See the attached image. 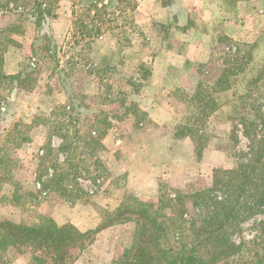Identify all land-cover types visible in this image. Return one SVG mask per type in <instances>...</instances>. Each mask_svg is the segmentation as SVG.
Wrapping results in <instances>:
<instances>
[{
	"label": "rangeland",
	"instance_id": "1",
	"mask_svg": "<svg viewBox=\"0 0 264 264\" xmlns=\"http://www.w3.org/2000/svg\"><path fill=\"white\" fill-rule=\"evenodd\" d=\"M31 1L0 5V28L13 23L22 30L12 34L18 45L0 42L8 46L3 70L15 74L28 66L31 74L23 89L0 87V146L13 157L15 183L0 182V219L34 224L50 217L80 231L103 225L68 249L66 264H125L136 215L115 218L117 207L140 203L164 222L189 211L188 195L210 186L215 168L235 166L247 151L242 120L256 105L264 107V25L258 29L252 13L260 4L264 9V0H132L125 7L117 0H59L56 16L40 31L27 19ZM238 1L248 3V14H239ZM91 4L105 8L101 33L74 39V19ZM186 42L215 46L193 64L165 57L170 49L186 54ZM164 73L184 77L182 84L162 80ZM160 86L164 91L157 93ZM198 87L218 107L197 139L182 125L191 114L185 95ZM142 94L168 102L173 120L152 121L139 106ZM88 138H101V145L92 148ZM55 174L66 178V192L50 181ZM69 192L73 198L64 195ZM262 219L264 214L244 222L237 237L259 253ZM34 255L27 247L13 248L0 253V264H38Z\"/></svg>",
	"mask_w": 264,
	"mask_h": 264
},
{
	"label": "trees",
	"instance_id": "2",
	"mask_svg": "<svg viewBox=\"0 0 264 264\" xmlns=\"http://www.w3.org/2000/svg\"><path fill=\"white\" fill-rule=\"evenodd\" d=\"M7 1L17 3V0H0V5ZM58 1L29 2L27 19L35 29L40 31L48 17L56 16L55 5ZM117 1L123 7L132 3V0ZM92 7L94 12L90 14ZM85 10L74 19V39L76 36L85 39L101 33L100 25L104 21L102 15L105 8L91 4ZM97 21L99 24H96ZM13 33L21 34L22 30H18L13 23L1 27L0 42L18 45L12 38ZM50 43L49 40L45 45L51 47ZM7 47L0 46V87L5 88L9 84L10 90L23 89L29 81L30 68L27 66L15 74L5 73L3 56ZM52 47L54 49L53 45ZM59 71L65 75L63 69ZM184 99L191 105V114L185 117L182 127L189 132V136H194L195 131L198 139L202 136L206 119L216 111L218 105L212 96L204 94L201 87L192 95L186 94ZM249 116L250 118L245 116L242 120L243 134L248 140L247 151L239 155L235 166L215 168L210 186L188 195L189 211L182 209L178 215L169 216L162 222L157 212L140 203L131 206L124 204L116 208L115 218L127 213L136 215L134 238L131 247L125 251V264H264V251L259 253L258 250L249 248L250 241L244 236L237 240L244 222L264 214V107L256 105L255 112H251ZM1 117L0 106V119ZM61 137L63 141L59 149L63 150L65 144L63 136ZM99 139L101 138H88L92 148L96 149L101 145ZM4 146H0V182L12 184L14 160L5 153ZM51 152L52 148L49 146L48 154ZM199 152L200 150L198 154ZM61 176L62 174H55L50 181L57 185V191L63 193L67 190L62 181L69 174L66 173V178ZM31 193L26 192L28 195ZM69 193L64 195L73 198L74 195ZM183 200L177 198L176 203L184 206ZM113 222L115 219H111V223ZM259 224L264 233V219ZM103 227L105 226L101 225L96 229L80 231L69 223L59 225L50 217L34 224L0 219V253L27 247L35 253L33 258L38 264L48 263L41 254L50 255L54 264H66L68 249L81 244L89 234H96ZM251 242L255 243L256 239Z\"/></svg>",
	"mask_w": 264,
	"mask_h": 264
},
{
	"label": "crops",
	"instance_id": "3",
	"mask_svg": "<svg viewBox=\"0 0 264 264\" xmlns=\"http://www.w3.org/2000/svg\"><path fill=\"white\" fill-rule=\"evenodd\" d=\"M254 3H256V2H254ZM257 5H259V3ZM234 7H236L238 9L240 15L248 14V8H249L248 3L245 4V3L238 1L234 4ZM252 13L254 15H258V17L256 16L255 21L257 23L258 29H260V27L262 25H264V9L261 8V4L255 8H253ZM221 33H224L227 35L228 34L232 35V33H230L229 31H226V30L221 31ZM184 46L186 48V52H187L186 54H182L183 51L181 50V48H180V51H177V49H172V50L170 49V50H168V54L165 57L170 58V60H171V58H173V60H172L173 64H177V59L175 58L176 56H178V57L181 56L182 61H187L188 64H190V63L193 64L196 61H202V60H205L208 57H210L212 54V47L215 46V42H186V44ZM169 70L172 71L171 69H169ZM190 74L192 76L195 75V73H193L191 71H190ZM165 76L167 78H165ZM168 78L172 79V83L174 85H176V84L179 85L180 83L182 84L184 77L180 78V77H175L173 73L172 74L171 73L170 74L164 73L162 80L167 81ZM162 91H164L162 86L158 87L156 90L157 93L162 92ZM145 93H148V91H146ZM139 102H140L139 106H140L141 110L144 111L146 114H148V116L152 119V121H155V123H157V124H165V123L169 124L170 121L173 120L172 113H169L171 108L169 107L168 102L164 103V100L160 101V102L155 101L152 98L148 97V94H146V95L142 94V97L139 100ZM165 104H166V107H165ZM161 110H162V113H159ZM158 120H160L161 122H158ZM171 139L174 140L173 137ZM138 150H139V154L142 155L143 152H142L141 148H138ZM140 169H145V167L140 168ZM136 175H138V177L143 179L142 177L144 175V171L139 172L138 174L136 173ZM73 264H81V263H73Z\"/></svg>",
	"mask_w": 264,
	"mask_h": 264
}]
</instances>
